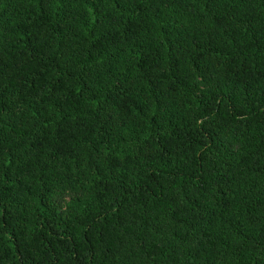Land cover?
Segmentation results:
<instances>
[{
	"label": "trees",
	"instance_id": "1",
	"mask_svg": "<svg viewBox=\"0 0 264 264\" xmlns=\"http://www.w3.org/2000/svg\"><path fill=\"white\" fill-rule=\"evenodd\" d=\"M0 264H264V0H0Z\"/></svg>",
	"mask_w": 264,
	"mask_h": 264
},
{
	"label": "rangeland",
	"instance_id": "2",
	"mask_svg": "<svg viewBox=\"0 0 264 264\" xmlns=\"http://www.w3.org/2000/svg\"><path fill=\"white\" fill-rule=\"evenodd\" d=\"M62 197H64V196H62ZM64 199H65V200H64V202H63L62 204H64V203L68 200L67 197H65Z\"/></svg>",
	"mask_w": 264,
	"mask_h": 264
}]
</instances>
